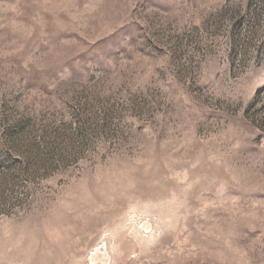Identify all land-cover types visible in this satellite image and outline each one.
Instances as JSON below:
<instances>
[{"label":"rangeland","instance_id":"1","mask_svg":"<svg viewBox=\"0 0 264 264\" xmlns=\"http://www.w3.org/2000/svg\"><path fill=\"white\" fill-rule=\"evenodd\" d=\"M0 264H264V0H0Z\"/></svg>","mask_w":264,"mask_h":264},{"label":"trees","instance_id":"2","mask_svg":"<svg viewBox=\"0 0 264 264\" xmlns=\"http://www.w3.org/2000/svg\"><path fill=\"white\" fill-rule=\"evenodd\" d=\"M259 92V91H258Z\"/></svg>","mask_w":264,"mask_h":264}]
</instances>
